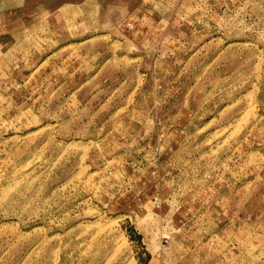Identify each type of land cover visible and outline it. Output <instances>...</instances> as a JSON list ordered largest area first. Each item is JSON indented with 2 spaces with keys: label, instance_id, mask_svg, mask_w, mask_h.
I'll return each mask as SVG.
<instances>
[{
  "label": "rangeland",
  "instance_id": "374dc122",
  "mask_svg": "<svg viewBox=\"0 0 264 264\" xmlns=\"http://www.w3.org/2000/svg\"><path fill=\"white\" fill-rule=\"evenodd\" d=\"M0 264H264V0H0Z\"/></svg>",
  "mask_w": 264,
  "mask_h": 264
},
{
  "label": "built area",
  "instance_id": "2783aa9c",
  "mask_svg": "<svg viewBox=\"0 0 264 264\" xmlns=\"http://www.w3.org/2000/svg\"><path fill=\"white\" fill-rule=\"evenodd\" d=\"M167 241V240H166Z\"/></svg>",
  "mask_w": 264,
  "mask_h": 264
}]
</instances>
